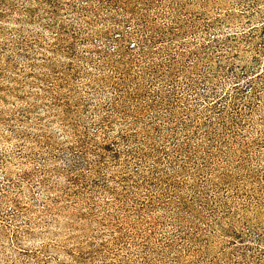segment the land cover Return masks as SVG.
Listing matches in <instances>:
<instances>
[{
    "label": "rangeland",
    "instance_id": "rangeland-1",
    "mask_svg": "<svg viewBox=\"0 0 264 264\" xmlns=\"http://www.w3.org/2000/svg\"><path fill=\"white\" fill-rule=\"evenodd\" d=\"M0 264H264V0H0Z\"/></svg>",
    "mask_w": 264,
    "mask_h": 264
}]
</instances>
